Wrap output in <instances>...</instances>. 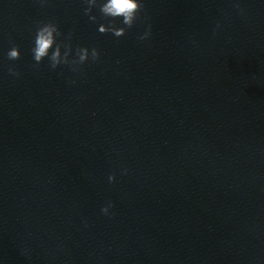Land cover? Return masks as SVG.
Returning a JSON list of instances; mask_svg holds the SVG:
<instances>
[{"label":"clouds","instance_id":"obj_1","mask_svg":"<svg viewBox=\"0 0 264 264\" xmlns=\"http://www.w3.org/2000/svg\"><path fill=\"white\" fill-rule=\"evenodd\" d=\"M86 5L84 14L88 16L89 20L93 23L97 21V16L93 15V9L97 8L100 15L108 20L107 24H99L98 31L101 34L112 33L115 37L119 38L126 35L127 29L133 27L135 22L144 9L142 0H83ZM239 8V4L236 5ZM120 20L122 25L117 27L115 21ZM219 27V25H217ZM59 26L53 21H39L36 26L34 35L32 53L35 61L34 66L39 64L47 57L49 61V68L55 70L60 65H68L73 72L81 71L80 66L91 60L96 62L100 58V52L96 47L89 49L88 47H77L75 50V57L69 59L72 55V45L70 43L72 34L69 33L66 38L69 42L59 41L58 37L62 36ZM151 35V25L148 30L139 37V39H147ZM63 49V51H62ZM21 56L19 46L13 45L7 53L9 60H19ZM9 74L19 76L14 66H10ZM74 83V81H72ZM126 171V170H125ZM109 182L115 180V175L109 176ZM112 207L111 203L103 207L101 211L104 214L108 213L109 208Z\"/></svg>","mask_w":264,"mask_h":264}]
</instances>
